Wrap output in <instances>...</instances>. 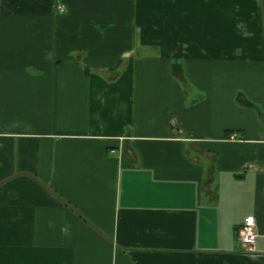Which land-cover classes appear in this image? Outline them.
<instances>
[{
  "label": "crops",
  "instance_id": "obj_1",
  "mask_svg": "<svg viewBox=\"0 0 264 264\" xmlns=\"http://www.w3.org/2000/svg\"><path fill=\"white\" fill-rule=\"evenodd\" d=\"M0 264H264V0H0Z\"/></svg>",
  "mask_w": 264,
  "mask_h": 264
},
{
  "label": "built area",
  "instance_id": "obj_2",
  "mask_svg": "<svg viewBox=\"0 0 264 264\" xmlns=\"http://www.w3.org/2000/svg\"><path fill=\"white\" fill-rule=\"evenodd\" d=\"M60 12L63 8H59ZM257 238L256 223L253 217L247 216L243 219L241 226L237 231V240L246 248V250H253Z\"/></svg>",
  "mask_w": 264,
  "mask_h": 264
}]
</instances>
